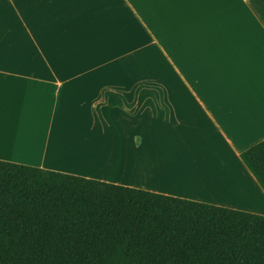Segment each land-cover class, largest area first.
Returning a JSON list of instances; mask_svg holds the SVG:
<instances>
[{
    "label": "crops",
    "instance_id": "0c3cea01",
    "mask_svg": "<svg viewBox=\"0 0 264 264\" xmlns=\"http://www.w3.org/2000/svg\"><path fill=\"white\" fill-rule=\"evenodd\" d=\"M0 3L29 30L96 20L73 34L119 36L73 59L0 36V160L264 215L240 158L264 139V0Z\"/></svg>",
    "mask_w": 264,
    "mask_h": 264
},
{
    "label": "trees",
    "instance_id": "16d2710c",
    "mask_svg": "<svg viewBox=\"0 0 264 264\" xmlns=\"http://www.w3.org/2000/svg\"><path fill=\"white\" fill-rule=\"evenodd\" d=\"M0 264H264V215L0 160Z\"/></svg>",
    "mask_w": 264,
    "mask_h": 264
},
{
    "label": "rangeland",
    "instance_id": "374dc122",
    "mask_svg": "<svg viewBox=\"0 0 264 264\" xmlns=\"http://www.w3.org/2000/svg\"><path fill=\"white\" fill-rule=\"evenodd\" d=\"M5 14V23L2 24L1 35L11 41L12 34L8 33L16 26V33L14 35V40L16 42H21L24 44H33L35 48H43L42 51L37 50L38 57H60L66 59L73 58H86L88 55L89 47L87 42L91 43L90 49L94 48V54H96L100 46L104 48V44L101 41L104 38H108L112 43H116L119 36L116 34L112 35H96V34H73V27L79 28L81 26H86L88 20H73V19H56V18H35L32 19V27L27 29L29 26L26 24L25 20L22 18H16L12 20L9 16L13 14L11 8L3 7L6 6L5 3H0ZM40 5L33 7V10L40 11ZM6 8V9H4ZM9 17V18H8ZM8 19V20H7ZM14 21V23H13ZM96 20H89L88 26H102L103 24H94ZM108 28L114 26L120 27V21L115 20V22L105 21ZM134 20H123L122 25L129 28V31L133 25ZM4 27V28H3ZM6 32V34H3ZM9 34V35H7ZM121 37H126L121 36ZM120 37V38H121ZM6 40V39H5Z\"/></svg>",
    "mask_w": 264,
    "mask_h": 264
},
{
    "label": "bare ground",
    "instance_id": "6f19581e",
    "mask_svg": "<svg viewBox=\"0 0 264 264\" xmlns=\"http://www.w3.org/2000/svg\"><path fill=\"white\" fill-rule=\"evenodd\" d=\"M30 127H31V125H30ZM19 130H20V128H19ZM19 132V131H18ZM90 132V131H89ZM86 134V133H85ZM85 134L82 136V137H84L85 136ZM99 135V134H98ZM28 136V135H27ZM49 136V135H48ZM81 136V135H80ZM120 136V135H119ZM122 136V135H121ZM117 137V136H116ZM118 138V137H117ZM120 138V137H119ZM122 138V137H121ZM30 139V138H29ZM123 139V138H122ZM20 140H21V138H20ZM119 140V139H118ZM124 140V139H123ZM29 142V141H28ZM35 142V141H34ZM78 141H76V143H77ZM79 143V142H78ZM117 143H118V141H117ZM75 144V143H74ZM114 144V143H113ZM17 145V144H16ZM82 145V144H81ZM114 145H116L117 146V144H114ZM19 146V145H18ZM76 147V146H75ZM115 147V146H114ZM82 148V147H81ZM113 149V148H112ZM79 152V151H78ZM107 158V157H106ZM93 160V159H92ZM96 161H97V159H96ZM93 162V161H92ZM116 162H117V160H116ZM126 162H128V161H126ZM121 163V162H120ZM91 164V163H90ZM97 164H99V163H97ZM114 164H115V162H114ZM118 164V163H117ZM122 164H123V162H122ZM128 164V163H127ZM126 164V165H127ZM178 164V163H177ZM131 164H129L128 166H130ZM100 166V165H99ZM118 166V165H117ZM119 166H120V164H119ZM101 167V166H100ZM105 167V166H104ZM112 168H115V167H112ZM120 168V167H119ZM126 168V167H125ZM110 169V168H109ZM122 169V168H121ZM181 167L179 168V174H180V172H182L181 170ZM114 169H111L110 171L112 172ZM117 170V169H116ZM183 170V169H182ZM115 171V170H114ZM185 171V170H184ZM183 171V172H184ZM110 172V174H112ZM119 173H121V172H119ZM128 173V172H127ZM132 173V172H131ZM186 173V172H185ZM114 175V174H113ZM134 175V174H133ZM184 176V175H183ZM186 177V176H185ZM189 178H190V176H189ZM203 178V177H202ZM181 180V179H180ZM180 180H179V182H180ZM185 180H186V178H185ZM205 181V180H204ZM178 182V181H177ZM216 182V181H215ZM214 182V184L213 185H216V183ZM183 183V182H182ZM182 183L180 182V184L182 185ZM192 184V183H191ZM186 185V184H185ZM193 186V185H192ZM194 187V186H193ZM203 187V186H202ZM207 189H209V188H207ZM212 189V188H211ZM206 192H208L207 190H206Z\"/></svg>",
    "mask_w": 264,
    "mask_h": 264
}]
</instances>
